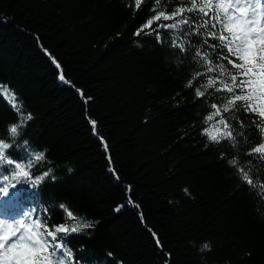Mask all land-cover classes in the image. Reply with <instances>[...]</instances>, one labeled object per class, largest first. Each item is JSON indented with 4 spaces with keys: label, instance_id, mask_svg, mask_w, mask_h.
Listing matches in <instances>:
<instances>
[{
    "label": "trees",
    "instance_id": "obj_1",
    "mask_svg": "<svg viewBox=\"0 0 264 264\" xmlns=\"http://www.w3.org/2000/svg\"><path fill=\"white\" fill-rule=\"evenodd\" d=\"M180 2L0 0V86L20 106L0 94V139L12 143L10 127L30 114L7 153L21 159L27 141L44 156L32 176L50 170L23 185L13 213L46 212L48 227L89 223L59 234L72 264H264V199L227 163L237 158L264 181V160L247 155L262 142L250 114L224 113L235 146L208 140L209 105L224 93L197 98L186 87L203 71L195 49L171 46L172 29L159 41L149 28L135 34ZM160 23L172 21L152 28Z\"/></svg>",
    "mask_w": 264,
    "mask_h": 264
},
{
    "label": "snow or ice",
    "instance_id": "obj_2",
    "mask_svg": "<svg viewBox=\"0 0 264 264\" xmlns=\"http://www.w3.org/2000/svg\"><path fill=\"white\" fill-rule=\"evenodd\" d=\"M141 3L142 0H134L135 8L138 9ZM155 3L159 6L160 0H155ZM161 20L172 23H160L152 28L155 22ZM184 25H187L186 29L182 27ZM145 28L155 32L158 41L159 29H172L171 46L179 48L181 52L186 51L185 45L188 49H195L191 58L203 71L194 73L186 87L192 89L197 98L205 97L206 94L211 98L215 93H224L215 96L219 104L212 102L209 105L214 111L206 116L208 127L201 130V135L215 143L228 140L235 146L237 139L229 123L231 117L225 118L224 113L243 110L245 114H250L251 123L262 138V142L250 148L247 155L257 154L259 159L264 160V0H181L171 13L157 11L135 34L139 36ZM193 36L200 39L193 40ZM209 53L215 55V62ZM209 73L214 75L210 76ZM200 76L205 79L193 87ZM60 78L63 80V75ZM209 89L213 91L209 93ZM0 94L10 95L13 107L20 111L13 93L0 86ZM30 119V114L25 116L21 112L20 122L9 129L12 143L0 139V205L18 200L25 191L23 185L35 187L50 175V170H46L38 177L32 176L34 162L42 160L44 156L43 153L30 150L27 141L23 142L24 156L21 159H15L7 153L19 135L18 128ZM92 123L95 126V122ZM240 127H245L244 121H240ZM242 135L237 133V136ZM227 163L250 189H259L257 194L264 199V181L254 182L250 170L240 166L237 158ZM60 207L65 208L64 205ZM65 211L69 220L77 219L71 211L66 208ZM89 227V223L79 221L75 225L48 227L46 212L41 213L36 209L19 215L0 212V264H72L68 259L71 252L67 248L66 238L59 234L74 233ZM152 235L160 246L156 234Z\"/></svg>",
    "mask_w": 264,
    "mask_h": 264
},
{
    "label": "clouds",
    "instance_id": "obj_3",
    "mask_svg": "<svg viewBox=\"0 0 264 264\" xmlns=\"http://www.w3.org/2000/svg\"><path fill=\"white\" fill-rule=\"evenodd\" d=\"M205 246H207V247H205ZM210 250V242H204L203 244H202V246H201V250Z\"/></svg>",
    "mask_w": 264,
    "mask_h": 264
}]
</instances>
